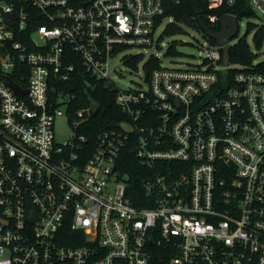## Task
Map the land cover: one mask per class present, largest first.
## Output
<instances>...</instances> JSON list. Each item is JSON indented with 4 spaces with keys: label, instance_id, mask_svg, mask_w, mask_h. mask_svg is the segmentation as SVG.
Wrapping results in <instances>:
<instances>
[{
    "label": "built area",
    "instance_id": "obj_1",
    "mask_svg": "<svg viewBox=\"0 0 264 264\" xmlns=\"http://www.w3.org/2000/svg\"><path fill=\"white\" fill-rule=\"evenodd\" d=\"M17 1L8 23L16 2L0 0V264H264V71L224 66L203 34L200 64L145 62L147 86L121 89L110 61L159 45L163 0ZM241 1L264 18V0ZM99 82L133 130L120 121L90 151L80 130L96 103H72ZM129 143L148 206L132 204L117 166Z\"/></svg>",
    "mask_w": 264,
    "mask_h": 264
},
{
    "label": "trees",
    "instance_id": "obj_2",
    "mask_svg": "<svg viewBox=\"0 0 264 264\" xmlns=\"http://www.w3.org/2000/svg\"><path fill=\"white\" fill-rule=\"evenodd\" d=\"M163 4L165 6V13L161 19H158V22L163 20V18H170L172 21L166 24L162 36L184 33L181 24L203 33L200 27V22L202 21L212 30L216 31L219 29V22L217 21L211 24L208 21V16L213 14L219 17L230 14L236 17L237 20L245 16L255 17L253 11L241 0H238V3L232 7H220L219 9H208L206 3L201 0H163ZM251 29L252 26L249 25L248 31ZM253 41L257 48L264 45L262 44V41H264V26L255 31ZM166 53L168 55L178 54L173 45L168 46ZM254 58L255 55L250 51L244 37L229 48V60H231V63L251 65ZM137 61L138 58L136 57L130 58L126 61V64L130 68H134ZM158 64V59L151 57L146 62V67L148 70H151ZM255 68L264 71V61L257 63ZM75 89L78 94V99L72 103L73 108L87 107L92 103L98 105V110L91 116L88 125L83 126L80 130V133L87 137L91 151L98 133L104 129L117 126V123L125 119V116L115 103V90L110 87H105L103 82H99L96 88L80 84ZM134 144H127L120 152V156L117 159V166L126 177L124 181L127 184V193L131 198L132 204L137 207H144L149 205L143 188V182L147 177L148 169L136 157L133 149Z\"/></svg>",
    "mask_w": 264,
    "mask_h": 264
},
{
    "label": "rangeland",
    "instance_id": "obj_3",
    "mask_svg": "<svg viewBox=\"0 0 264 264\" xmlns=\"http://www.w3.org/2000/svg\"><path fill=\"white\" fill-rule=\"evenodd\" d=\"M172 19H165L157 28L155 39H158V46L153 47H139L128 46L122 48L118 54L110 61L111 69L116 70L112 74V79L121 89L138 88L140 86L146 87L145 73L143 65L149 59L150 55L156 57L162 66L166 67H185L188 65H197L201 63L203 58L202 44L205 45L206 39L203 33L194 30L186 25L181 24L184 33L170 36H162L166 24ZM252 29L248 31V26ZM264 26V18L260 16L255 17H241L238 20V32L235 37L230 40V46L238 42L239 39L245 38L250 51L255 55L252 61L253 65L264 61V45L260 48L255 46L253 35L257 29ZM264 44V41H262ZM173 45L178 54L168 55L167 48ZM142 54V60L134 68H130L122 61L125 55ZM233 65H230L233 68ZM235 67V66H234ZM55 139L59 142L66 140L71 132L70 127L64 117L57 118L54 124Z\"/></svg>",
    "mask_w": 264,
    "mask_h": 264
},
{
    "label": "water",
    "instance_id": "obj_4",
    "mask_svg": "<svg viewBox=\"0 0 264 264\" xmlns=\"http://www.w3.org/2000/svg\"><path fill=\"white\" fill-rule=\"evenodd\" d=\"M16 2V8L15 11L6 17V21L8 23L11 22L14 18L18 16L19 12V4L17 0H14ZM200 27L201 30L203 31V34L208 37L213 39L214 41L217 42V44L221 47L222 53H223V65L226 66L228 64L229 60V48H230V40L236 36L238 32V20L236 17L232 15H222L219 20V29L216 31L212 30L205 22H200ZM146 74L147 69L145 70ZM11 85L14 87V89L17 92H20V88L14 84L11 83ZM92 111L93 113L97 111L98 107L96 104L92 105ZM118 126L122 128L124 131L131 132L133 130L132 125L129 123L122 121L118 123Z\"/></svg>",
    "mask_w": 264,
    "mask_h": 264
}]
</instances>
